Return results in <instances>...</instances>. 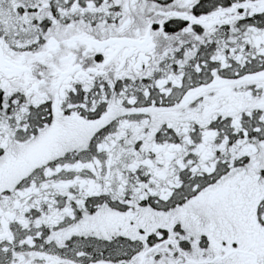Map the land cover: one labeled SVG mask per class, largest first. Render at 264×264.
<instances>
[{
	"label": "snow or ice",
	"instance_id": "6c2138e0",
	"mask_svg": "<svg viewBox=\"0 0 264 264\" xmlns=\"http://www.w3.org/2000/svg\"><path fill=\"white\" fill-rule=\"evenodd\" d=\"M0 264H264V0H0Z\"/></svg>",
	"mask_w": 264,
	"mask_h": 264
}]
</instances>
